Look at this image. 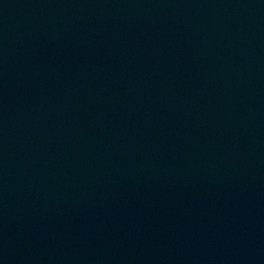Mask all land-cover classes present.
Wrapping results in <instances>:
<instances>
[{
	"label": "water",
	"instance_id": "water-1",
	"mask_svg": "<svg viewBox=\"0 0 264 264\" xmlns=\"http://www.w3.org/2000/svg\"><path fill=\"white\" fill-rule=\"evenodd\" d=\"M0 264H264V0H0Z\"/></svg>",
	"mask_w": 264,
	"mask_h": 264
}]
</instances>
